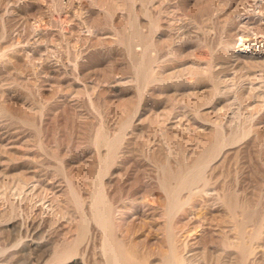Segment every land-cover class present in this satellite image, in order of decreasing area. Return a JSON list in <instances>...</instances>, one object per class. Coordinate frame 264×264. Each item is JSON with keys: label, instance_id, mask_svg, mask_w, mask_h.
<instances>
[{"label": "rangeland", "instance_id": "374dc122", "mask_svg": "<svg viewBox=\"0 0 264 264\" xmlns=\"http://www.w3.org/2000/svg\"><path fill=\"white\" fill-rule=\"evenodd\" d=\"M263 3L0 0V264H264Z\"/></svg>", "mask_w": 264, "mask_h": 264}, {"label": "bare ground", "instance_id": "6f19581e", "mask_svg": "<svg viewBox=\"0 0 264 264\" xmlns=\"http://www.w3.org/2000/svg\"><path fill=\"white\" fill-rule=\"evenodd\" d=\"M262 1V0H261ZM259 4V3H258ZM264 4V3H263ZM256 5V4H255ZM257 6V5H256ZM264 6V5H263ZM262 6V7H263ZM260 8H258V9H261L262 7L261 6H259ZM254 9H255V7H254ZM249 11V10H248ZM251 11V10H250ZM249 11V12H250ZM257 11V10H256ZM259 11V10H258ZM257 11V12H258ZM252 12H253V10H252ZM260 12H261V10H260ZM244 13H246V12H244ZM251 13V12H250ZM263 13V12H262ZM252 14V13H251ZM251 14L250 15H248V16H244L243 14V16H241V14H240V16L241 17H239V19L238 20H236V21H239V24H241V26L243 27V26H248V25H251V24H254L255 23V19L256 18H254L253 16H251ZM254 14V13H253ZM255 14H257V13H255ZM259 14H261V13H259ZM258 15V14H257ZM259 16V15H258ZM237 19V18H236ZM259 19V18H258ZM260 19H261V21H263V22H261V23H263L264 24V17H260ZM258 23V22H257ZM261 25V24H260ZM259 25V26H260ZM239 26V25H238ZM241 26H239V28L241 27ZM249 28H250V26H248ZM253 27H254V25H253ZM256 27H257V24H256ZM255 27V28H256ZM254 28V29H255ZM241 29V28H240ZM239 29V30H240ZM252 29V28H251ZM242 30V29H241ZM247 30H248V28H247ZM237 31H238V28H237ZM246 31V30H245ZM245 31L244 32H242V33H240L239 31V33H240V35H239V33H238V35H239V38H240V41H241V47L239 48V50L241 51V52H244V53H247V54H251V55H256V56H259V57H264V50H263V47H262V45H260V44H258L260 41H262V42H264L263 41V39H264V33H263V35L261 34V36H260V40H257L256 38H253V37H251L250 36V34L249 33H245ZM264 31V30H263ZM237 38H238V36H237ZM262 47V48H261ZM36 179V178H35ZM36 183V182H35ZM203 184V183H202ZM30 186V185H29ZM35 186H37V185H34V184H32L31 186H30V188L31 189H33L34 190V188H36ZM192 188V187H191ZM29 189V188H28ZM30 190V189H29ZM211 190V189H210ZM213 193V192H212ZM215 193V192H214ZM217 194V193H216ZM214 196V195H213ZM39 204V203H38ZM251 236V235H250ZM235 242H237V241H235ZM239 242V241H238ZM241 245V244H240ZM241 246H243V245H241ZM240 246V247H241ZM241 249V248H240ZM243 253H244V256H245V258H247L248 259V257H249V254H250V248H249V246L248 245H245L244 247H243ZM168 257V256H167ZM179 262H181L180 264H183L182 263V261H179ZM175 263H177V262H175ZM175 263H173V264H175Z\"/></svg>", "mask_w": 264, "mask_h": 264}]
</instances>
